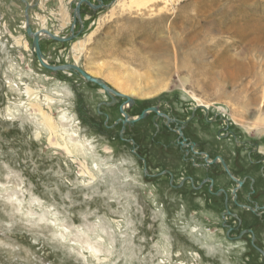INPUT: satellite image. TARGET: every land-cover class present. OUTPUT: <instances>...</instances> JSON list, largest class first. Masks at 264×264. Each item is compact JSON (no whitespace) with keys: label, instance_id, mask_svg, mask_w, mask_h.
I'll return each instance as SVG.
<instances>
[{"label":"rangeland","instance_id":"rangeland-1","mask_svg":"<svg viewBox=\"0 0 264 264\" xmlns=\"http://www.w3.org/2000/svg\"><path fill=\"white\" fill-rule=\"evenodd\" d=\"M79 1L0 0V264H264V0H101L75 39L41 41L132 101L33 54L34 31L70 36ZM125 105L161 115L124 125ZM181 126L247 179L239 219L216 194L237 182L197 169Z\"/></svg>","mask_w":264,"mask_h":264},{"label":"water","instance_id":"water-1","mask_svg":"<svg viewBox=\"0 0 264 264\" xmlns=\"http://www.w3.org/2000/svg\"><path fill=\"white\" fill-rule=\"evenodd\" d=\"M99 4L96 6L93 3L89 2L88 0H80L79 2L76 3V9H75V13H74V17H73V24H72V28H71V32H70V36L68 37H58L55 36L54 34L48 32V31H43L46 35H48L51 39L57 41V42H61V43H66V42H70L73 39H75L77 37V34H75V28H76V24L79 22L80 24H82V19H81V15H80V7L82 5H87L89 6L91 9L97 10V9H102L104 7L103 3L101 2V0H98ZM33 39V43H32V51L33 53L36 55L38 61H40L43 66L53 72H60V71H71L75 74L81 75L87 82L96 84L98 86H100L102 89L105 90V92L110 96V97H119V98H126L129 101H132L129 97L124 96L118 92H116L115 90L111 89L109 86H107L103 81L99 80V79H95L93 77H91L90 75H88L83 69H81L80 67L76 66V65H67V66H61V67H57V66H51V65H47L44 63V56L43 53L41 51L40 48V33H36L32 36ZM150 112H155L159 115H161L158 112L157 108H150L148 110H145L136 120L133 121H129L127 116H124V121L123 124L127 125V124H134L140 120H143ZM121 113L124 115V111H123V107L121 108ZM223 167L224 169L228 172V174L232 175L227 167V165L225 163H223ZM240 186L242 185V182L238 183ZM251 232V231H249ZM258 249V248H257ZM258 251L264 256V251L261 249H258Z\"/></svg>","mask_w":264,"mask_h":264},{"label":"flooded vegetation","instance_id":"flooded-vegetation-1","mask_svg":"<svg viewBox=\"0 0 264 264\" xmlns=\"http://www.w3.org/2000/svg\"><path fill=\"white\" fill-rule=\"evenodd\" d=\"M123 116V115H122ZM124 118V116H123ZM167 120H170L172 121V119H170L169 117H167ZM123 122V121H122ZM184 126H181L178 128L177 133L179 135V140H178V146L182 149L183 152L187 153L189 156L190 154H195L198 156V158L202 159L203 161L202 162H198L195 161L194 163L196 164V168L197 169H202L204 171H207V172H210L211 169L213 168V166H216L217 164L221 165L223 170L225 172H227L224 167H223V163H225L230 171V173H232V171L230 170V166L225 162V160L221 157V156H218V157H214L212 158L208 152H205V151H200L198 149V145L191 141V139L187 138L186 137V134L184 132ZM228 173V172H227ZM171 174V173H170ZM231 178H232V175L228 174ZM172 177V175H170ZM234 181H239V182H242V185L240 186L238 183L237 187H235L231 193H228L227 191L225 190H219L216 194L217 195H224L225 198H226V202H227V206H226V212H228L229 214H227L226 216H234L236 219H239L237 216V214H233L229 211V207H228V203L232 197V199L234 200V202H237V198H238V194L239 192L241 191V189L244 187L245 185V182L247 181V179L245 180H242V179H239V180H236L233 178ZM182 185L185 184L187 181H191L192 184L194 182V179L192 177H186L182 180ZM250 181L253 182V185H255L257 182V179H254V178H251L250 177ZM207 183H210L211 184V188L210 190H212L213 188V179L210 178V177H207L204 179V185L207 184ZM201 187H203V185H201ZM254 195L256 194L255 193V190L253 191ZM238 204V203H237ZM240 205V204H239ZM256 208H261V210L259 211H262V213H264V207H259L257 206ZM253 210V209H252ZM254 211V210H253ZM226 217V218H227ZM229 229H235V228H232L230 227ZM251 231V232H249ZM246 235H249L252 237V243L255 245V233L252 229H246V230H242L241 233H240V237H243V236H246ZM256 246V245H255ZM257 248V247H256Z\"/></svg>","mask_w":264,"mask_h":264},{"label":"bare ground","instance_id":"bare-ground-1","mask_svg":"<svg viewBox=\"0 0 264 264\" xmlns=\"http://www.w3.org/2000/svg\"><path fill=\"white\" fill-rule=\"evenodd\" d=\"M17 5V4H16ZM15 5V6H16ZM61 7V6H60ZM67 15V14H66ZM69 17H70V15H68ZM37 18V17H36ZM65 19V18H64ZM58 20V19H57ZM73 22V21H72ZM83 22V21H82ZM43 31H48V32H50V33H52V34H54L55 36H58V37H62V36H60L59 34H58V32H53V31H50V30H48V29H46V28H43V29H39L38 31H34V32H32V34H31V37L34 35V34H36V33H40V38H41V40H40V43H41V41L42 40H44V39H51L48 35H46ZM78 45V44H77ZM76 49V48H75ZM34 54V53H33ZM43 56H44V54H43ZM44 63L45 64H47V65H50V63H49V59H47V57L46 56H44ZM49 63V64H48ZM39 64H40V67L41 68H45L44 66H43V64L39 61ZM52 66V65H51ZM63 66V65H62ZM67 66V65H66ZM57 67H61V66H57ZM81 68V67H80ZM46 69V68H45ZM63 74H66V75H71V76H73V72H71V71H68V70H65V71H61ZM89 75V74H88ZM81 76V75H80ZM92 77V76H91ZM94 78V77H93ZM96 79V78H95ZM102 81V80H101ZM23 83V82H22ZM26 85V84H25ZM107 85V84H106ZM108 86V85H107ZM17 87V86H16ZM101 90L103 91V92H105V90L104 89H102L101 88ZM22 93V92H21ZM27 95L26 96H31V94H32V90H30V89H28L27 88ZM106 93V92H105ZM51 101H52V99H51ZM48 102V101H47ZM22 103H24V102H22ZM21 103V104H22ZM19 105V104H18ZM16 105L17 107H20L21 105ZM42 106V105H41ZM22 107V106H21ZM49 107H50V105H49ZM205 108H209L208 106H204ZM28 109V108H27ZM128 109V105H125L124 107H123V111H124V115L123 116H127L128 117V119H129V121H133V120H136L138 117H132V116H130L128 113H127V110ZM64 116V115H63ZM66 116V115H65ZM67 117V116H66ZM65 117V118H66ZM68 118V117H67ZM49 120V119H48ZM63 120V119H62ZM68 120H69V118L66 120L67 122H68ZM125 120V119H124ZM74 123V122H73ZM74 125V124H73ZM72 125V126H73ZM54 128V127H53ZM56 129V128H55ZM72 129V128H71ZM74 129V128H73ZM54 131V130H53ZM70 131V130H69ZM86 142V141H85ZM87 144V143H86ZM68 152V151H67ZM69 154V153H68ZM232 174V178H234V179H236V180H239L236 176H234L233 177V173H231ZM237 183H239V181H237Z\"/></svg>","mask_w":264,"mask_h":264}]
</instances>
